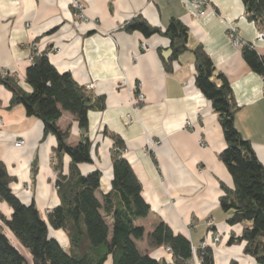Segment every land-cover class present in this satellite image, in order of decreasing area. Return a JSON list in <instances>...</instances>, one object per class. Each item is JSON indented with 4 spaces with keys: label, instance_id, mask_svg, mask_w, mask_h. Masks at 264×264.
Masks as SVG:
<instances>
[{
    "label": "crops",
    "instance_id": "crops-1",
    "mask_svg": "<svg viewBox=\"0 0 264 264\" xmlns=\"http://www.w3.org/2000/svg\"><path fill=\"white\" fill-rule=\"evenodd\" d=\"M81 1L88 23L75 19L71 0H0V71L15 75L29 92L26 71L34 51L48 50L59 71L70 72L93 95L106 97L104 110L89 113L93 161L79 165L84 174L102 171L99 195L112 188V134H116L124 140L123 155L151 206L149 216L139 220L141 224L153 228L162 219L175 233L187 236L197 247L190 264H202L198 249L203 241L212 248L215 264H256L244 253L243 244H228L231 234L242 233L243 225H229L220 204L222 184L230 188L235 184L220 158L227 143L218 114L195 82L193 52L188 50L177 58H172V52L165 57L163 53L172 49L168 37L130 33L124 25L141 15L163 31L173 18L189 28L188 46L202 45L216 68L228 77L239 106L235 124L263 165L264 76L245 61L242 45L233 43L229 29L233 26L243 44L254 43L264 54V41L257 42L264 25L248 18L242 0H209L211 8L202 16L199 5L189 0ZM142 43L148 50L141 49ZM140 92L145 99L133 112V99ZM11 97L0 86V159L15 178L13 192L26 204L34 202L46 217L60 203L55 169L58 141L53 134L45 135L43 122L28 116L23 105L8 108ZM128 113L133 114L132 121ZM59 126L70 128L69 143L82 139L71 113H63ZM19 138L25 140L22 147L14 145ZM61 157L68 174L70 158ZM12 213V207L0 199V215L10 218ZM0 225L30 264V252L1 218ZM50 232L65 247L69 245L63 230ZM139 241V247L140 242L145 244L143 252L172 260L165 247H152L149 238ZM106 264H112V259Z\"/></svg>",
    "mask_w": 264,
    "mask_h": 264
},
{
    "label": "trees",
    "instance_id": "trees-1",
    "mask_svg": "<svg viewBox=\"0 0 264 264\" xmlns=\"http://www.w3.org/2000/svg\"><path fill=\"white\" fill-rule=\"evenodd\" d=\"M249 19L264 25V0H242ZM127 32H140L145 37L161 34L171 41L172 58L188 50L195 56V82L218 114L227 143L220 158L234 179V188L222 184L220 204L231 226L241 224L240 235L231 234L228 244H243L244 253L256 264H264V165L251 142L235 124L239 106L228 77L219 71L202 45L188 46L189 28L173 18L166 30L155 27L138 15L124 25ZM48 50L34 51L32 63L26 71L24 90L18 78L8 71H0V86L12 94L8 108L23 105L30 117L40 119L45 135L56 136V187L60 203L49 210L46 217L36 204L24 203L12 190L14 181L0 159V199L13 209L10 218L0 215L32 257L33 264H190L193 258L191 240L158 219L149 232L154 248L170 247L172 260L156 258L140 250L137 243L146 233L139 222L151 212L143 196V185L132 165L124 157V140L112 134V188L99 195L103 173L95 169L81 173L79 165L91 163L93 143L88 135L89 113L106 108V97L95 96L79 84L70 72H61L50 61ZM242 55L251 69L264 76V54L254 43L242 46ZM64 112L74 115L82 132V139L69 143L70 128L63 130L59 120ZM62 155L70 158V171L64 173ZM34 175L36 169H33ZM51 229L63 230L69 240L65 247L51 235ZM202 264H215L210 246L199 248ZM0 264H29L26 257L11 242L0 225Z\"/></svg>",
    "mask_w": 264,
    "mask_h": 264
},
{
    "label": "built area",
    "instance_id": "built-area-1",
    "mask_svg": "<svg viewBox=\"0 0 264 264\" xmlns=\"http://www.w3.org/2000/svg\"><path fill=\"white\" fill-rule=\"evenodd\" d=\"M197 5H199L200 10H199V15L202 16L205 14L206 12V8L210 7L211 8V4L209 2V0H189ZM71 8H72V12H73V16L75 17L76 20H80L83 22H90L86 12H85V5L81 0H71ZM230 37L233 41V43L235 45H242L243 46V42L240 40V37L236 34L235 32V28L233 26L230 27ZM264 41V31H259L258 35H257V42H263ZM141 49L143 50H148V46L146 43H142L141 45ZM33 60V58H32ZM145 99V95L140 92L138 93L137 97L133 99L132 102V107H133V112H135L136 110H138L139 108V102L143 101ZM127 119L129 121H132L133 119V114L132 113H128L126 115ZM2 125V120L0 119V126ZM187 125L191 126V122L187 121ZM25 144V140L23 138H19L14 142V145L16 147H22ZM156 145L158 143H155ZM126 151V148L123 149V154ZM216 241L220 240L219 235L216 236ZM209 246L208 243L206 241L201 242L199 248H204ZM192 247H193V251H196L197 247L195 244L192 243ZM166 251L169 253H172V250L170 247L166 248Z\"/></svg>",
    "mask_w": 264,
    "mask_h": 264
},
{
    "label": "rangeland",
    "instance_id": "rangeland-1",
    "mask_svg": "<svg viewBox=\"0 0 264 264\" xmlns=\"http://www.w3.org/2000/svg\"><path fill=\"white\" fill-rule=\"evenodd\" d=\"M152 229L153 228L150 225H148V224L146 225V233H145V236L143 237V240L144 241H147L148 240V238H149V232L152 231ZM216 236L217 235H215V238H216ZM144 247H145V244L143 242H140V250H142ZM30 264H33L32 261L30 262Z\"/></svg>",
    "mask_w": 264,
    "mask_h": 264
},
{
    "label": "water",
    "instance_id": "water-1",
    "mask_svg": "<svg viewBox=\"0 0 264 264\" xmlns=\"http://www.w3.org/2000/svg\"><path fill=\"white\" fill-rule=\"evenodd\" d=\"M172 52H173L172 49H168V50H166V51L163 53V55H164L165 57H169V56L171 55Z\"/></svg>",
    "mask_w": 264,
    "mask_h": 264
}]
</instances>
